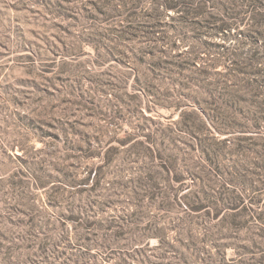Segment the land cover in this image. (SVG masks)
Wrapping results in <instances>:
<instances>
[{
	"label": "rangeland",
	"instance_id": "374dc122",
	"mask_svg": "<svg viewBox=\"0 0 264 264\" xmlns=\"http://www.w3.org/2000/svg\"><path fill=\"white\" fill-rule=\"evenodd\" d=\"M162 2L0 0V247H56L80 254V264H174L181 252L264 264V140L217 144L227 134L209 131L212 106L201 94L203 70L248 48L235 33L242 25L214 26L264 0H184L167 10ZM132 20L164 28L171 54L194 65L151 77L110 45L115 26ZM153 131L161 158L149 181L145 147L130 144ZM139 185L144 195L131 192ZM137 218L145 229H103Z\"/></svg>",
	"mask_w": 264,
	"mask_h": 264
},
{
	"label": "trees",
	"instance_id": "16d2710c",
	"mask_svg": "<svg viewBox=\"0 0 264 264\" xmlns=\"http://www.w3.org/2000/svg\"><path fill=\"white\" fill-rule=\"evenodd\" d=\"M162 1L161 6L164 10L177 8L181 3L188 4L184 0ZM132 14L138 15L136 12ZM236 23L238 26H243L240 30H235V33H241L239 40L241 45L248 46L246 53L242 55V52L238 51L240 46L236 47L233 50H235L234 54L238 57L231 61V64L220 70L205 69L203 70L204 74H202L204 83L201 94L203 99L212 106L211 111L208 113V119L212 125L209 131L214 133L215 129L219 133L227 134L226 137L219 139L217 142V144L223 145L227 149L233 147L235 141L264 140V5L262 4L261 7L259 5H247L246 8L228 13L226 17L220 19L218 25H215L214 28L216 32L227 33ZM112 31L113 33L108 34L111 47L122 54L125 53L133 57L138 64L150 70L151 77L158 80H161V78L154 75L153 72L159 68L169 70L173 66H180L183 69H189V65H194L192 61H180L178 59L179 54H171L173 45L168 42L167 31L161 26L144 20H132L115 26ZM205 44L208 43L202 42L200 45ZM213 67H216V65H213ZM215 122L219 125H213ZM73 123L67 124L72 129L68 132H75ZM66 130L68 129L66 128ZM155 134L156 132L153 131L147 134L146 140H135L130 144V148L145 147L146 161L141 167L146 169V177L149 181L154 178L153 160L161 158L160 153L156 152L153 147ZM211 137L216 136L213 134ZM166 138H168L166 141L167 150L173 154L177 146H172L173 139H170L169 135ZM129 140L130 137H125L119 142L124 145ZM146 142L147 145L144 146ZM74 148H80V145H74ZM111 148V146L107 148L106 154ZM76 152L77 150H75ZM75 153L73 152L67 158L77 157ZM64 159L66 160V158ZM73 165V162L70 163V166ZM103 165H99L98 169ZM159 165L157 173L162 177H166L170 172L169 166L163 160L159 161ZM91 174L92 169L89 170L86 179ZM97 174L95 172L93 176L95 185L100 183ZM174 180H180V178L175 177ZM106 189L108 191L111 188ZM131 192L144 195L145 189L139 185ZM200 209H202L201 205L195 206L193 210ZM71 218L75 220L83 217L75 215ZM100 221L108 220L102 218ZM93 222L95 223L94 220H92ZM129 225H114L110 221L103 229L125 228L127 231L137 230V228L145 229L141 226L143 225V218H137L133 221L132 227ZM150 234L153 233H142L141 236L144 238ZM65 254L64 251H59L56 247H40L39 250H33L32 247H0V264H80V257H82L80 254L70 253L68 256ZM73 256L77 258L73 259ZM191 256L188 253L181 252L174 264H219V260L213 259L210 262L194 252Z\"/></svg>",
	"mask_w": 264,
	"mask_h": 264
}]
</instances>
